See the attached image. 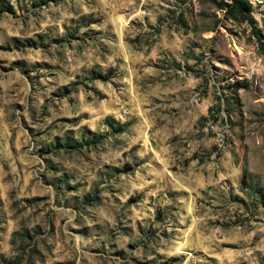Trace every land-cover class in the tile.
Returning a JSON list of instances; mask_svg holds the SVG:
<instances>
[{"label":"rangeland","instance_id":"1","mask_svg":"<svg viewBox=\"0 0 264 264\" xmlns=\"http://www.w3.org/2000/svg\"><path fill=\"white\" fill-rule=\"evenodd\" d=\"M262 191L264 0H0V264H264Z\"/></svg>","mask_w":264,"mask_h":264},{"label":"trees","instance_id":"2","mask_svg":"<svg viewBox=\"0 0 264 264\" xmlns=\"http://www.w3.org/2000/svg\"><path fill=\"white\" fill-rule=\"evenodd\" d=\"M127 125V122H120L118 123V130H123L125 128V126ZM264 196V191H262L261 193Z\"/></svg>","mask_w":264,"mask_h":264},{"label":"bare ground","instance_id":"3","mask_svg":"<svg viewBox=\"0 0 264 264\" xmlns=\"http://www.w3.org/2000/svg\"><path fill=\"white\" fill-rule=\"evenodd\" d=\"M178 251H181V249H180V250H178Z\"/></svg>","mask_w":264,"mask_h":264}]
</instances>
